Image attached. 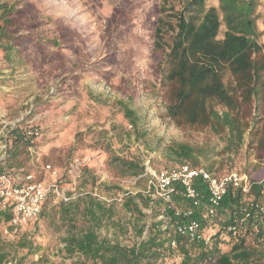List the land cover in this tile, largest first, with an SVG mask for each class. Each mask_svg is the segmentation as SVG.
<instances>
[{"label": "rangeland", "instance_id": "374dc122", "mask_svg": "<svg viewBox=\"0 0 264 264\" xmlns=\"http://www.w3.org/2000/svg\"><path fill=\"white\" fill-rule=\"evenodd\" d=\"M14 1L0 0V4ZM26 1L19 16L37 17L42 24L32 29L21 25L23 59L10 62L0 53V158L11 157L13 129L39 127L42 136L33 144L37 147L12 158L17 177L31 173L35 180L49 182L50 171L57 170V181L67 189L70 199L51 193L40 219L29 223L18 236L5 234L7 223L0 222V245L8 253L6 264H83L82 254L69 256L65 252L64 238L72 228L66 222L65 208L88 193L107 204L116 203L115 216L101 228V237L122 244L139 241L130 225L134 217L122 205L127 195L148 196V175H123L124 168L115 157L137 159L145 172L147 168L173 169L190 165L171 151L179 144H188L200 156V167L213 169L218 175L231 170L251 175L253 166L264 162L257 158L254 145L248 144L249 135L238 149L228 150L226 132L216 133L210 126H177L167 116L169 88L158 73L161 52L153 48L155 21L161 15L163 0ZM212 6L218 7L219 0H207V7ZM256 17L259 41L264 46V0H259ZM58 30L74 31L75 35L57 49L46 41ZM225 82L234 86L229 73ZM125 105L139 115L137 126L125 117ZM259 109L260 115L262 103ZM242 116L252 122L248 106L244 105ZM76 158L90 161L73 184L67 169ZM137 201L145 214L147 238L162 207L145 206L140 198ZM79 204L82 209L83 201ZM218 218L213 227L205 223L207 231L217 232L227 222L224 215ZM85 224L80 219L78 229ZM224 234L221 247L228 251L233 241ZM180 261L181 256L173 252L163 263Z\"/></svg>", "mask_w": 264, "mask_h": 264}, {"label": "trees", "instance_id": "16d2710c", "mask_svg": "<svg viewBox=\"0 0 264 264\" xmlns=\"http://www.w3.org/2000/svg\"><path fill=\"white\" fill-rule=\"evenodd\" d=\"M26 2L17 0L0 4V53L10 62L25 57L26 52L20 47L25 37L19 31L21 25L32 29L42 24L37 17L19 16ZM258 5L259 0H219L218 7H207V0H163L161 15L155 21L153 48L162 55L158 73L161 82L169 88L170 102L166 109L169 119L177 126H210L216 133L226 132L228 150L238 149L249 135L248 144L254 145L257 158L264 161V46L259 41ZM74 35V31L58 30L46 43L58 49L66 44L67 37ZM227 73L231 75L234 86L226 84ZM261 103L263 110L259 115ZM217 105L222 107L221 110ZM244 105L253 114L252 122L243 119ZM124 115L131 124L138 125L139 115L134 109L125 105ZM29 128L40 129L37 126ZM26 129L16 127L11 131V157L0 161V175L18 176L12 158L23 150L37 147L33 144L42 136L41 129L38 137L27 136ZM171 151L181 162H190V168L200 167V156L194 147L179 144ZM114 159L123 166V175L139 177L145 172V166L137 159ZM85 170L88 174L87 167ZM250 176L253 181L250 194L258 199L264 187V162L254 165ZM195 186L203 193L205 202L206 184L198 179ZM138 198L145 206L153 204L156 208L162 205L161 200H152L149 196L127 195L122 206L134 217L130 225L140 238L133 244H122L119 240L100 235L101 228L115 216V202L107 204L88 193L77 203H69L65 208V218L72 228L64 238L65 252L69 256L82 254L83 264H164L163 260L173 252L181 256L179 264H264V234L254 231L251 222L238 241L224 234L233 241L228 251L221 247L222 227L214 232L211 246L174 234L172 237L177 239L178 246L171 248V237L160 229V221L154 223L145 238V214ZM245 199L241 190L230 189L223 201L224 208L231 213ZM168 213L173 215L172 210ZM10 217L8 212H0V222L6 224ZM80 219L86 224L78 229ZM20 246L27 247L26 243H20ZM7 256L1 244L0 264H6Z\"/></svg>", "mask_w": 264, "mask_h": 264}, {"label": "built area", "instance_id": "2783aa9c", "mask_svg": "<svg viewBox=\"0 0 264 264\" xmlns=\"http://www.w3.org/2000/svg\"><path fill=\"white\" fill-rule=\"evenodd\" d=\"M27 136H39L40 129L27 128ZM3 160L0 158V161ZM90 158L73 159L67 169V175L73 184H77L85 165ZM51 169V166H47ZM52 180L37 181L31 173L22 177L0 175V212H8L10 219L4 233L18 236L29 224L40 219L45 201L51 193L62 200L70 199L67 189L57 181V170L50 171ZM148 175L147 195L152 200H161L159 213L160 229L169 232V246L176 248L177 239L174 234L189 241L211 246L214 242V233L207 231L205 224L213 227L220 215L226 216L227 222L222 231L234 241L242 238L247 225L251 222L254 231L264 234V187L258 199L252 196L253 181L247 172L231 170L222 175L209 171L204 167L191 169L183 164L173 169L152 170L146 169ZM198 179L206 184L207 198L203 202V193L195 184ZM230 189H239L246 199L233 212L224 208L223 201ZM180 197V200H177ZM190 202L189 206L184 203ZM173 211V215L168 213ZM214 223V224H212ZM209 226V225H208Z\"/></svg>", "mask_w": 264, "mask_h": 264}]
</instances>
